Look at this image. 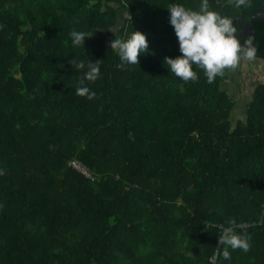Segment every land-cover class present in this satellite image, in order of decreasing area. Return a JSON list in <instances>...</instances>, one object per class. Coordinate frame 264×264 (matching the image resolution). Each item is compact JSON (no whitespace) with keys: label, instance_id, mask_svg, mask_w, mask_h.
<instances>
[{"label":"trees","instance_id":"1","mask_svg":"<svg viewBox=\"0 0 264 264\" xmlns=\"http://www.w3.org/2000/svg\"><path fill=\"white\" fill-rule=\"evenodd\" d=\"M200 3L0 0V264H264V87L233 123L225 72L209 84L193 64L185 82L164 64L182 55L169 5ZM209 4L264 64L261 0ZM73 29L93 36L74 46ZM135 31L148 50L121 70L110 43ZM72 59L102 62L94 99ZM229 220L251 248L225 260Z\"/></svg>","mask_w":264,"mask_h":264},{"label":"clouds","instance_id":"2","mask_svg":"<svg viewBox=\"0 0 264 264\" xmlns=\"http://www.w3.org/2000/svg\"><path fill=\"white\" fill-rule=\"evenodd\" d=\"M237 7L245 6L248 0H230ZM170 25L174 29L179 44L181 56L172 59L165 57L164 64L176 77L183 81H197L198 76L193 71V64L204 70L209 84L214 83L217 76H223L226 69L235 71L242 59L248 61L257 57V47L252 37L244 40L243 46L237 38V28L230 18L221 16L218 12L210 10L209 0H201L199 10L186 9L181 4H170ZM126 17L131 22V16L126 12ZM74 46H83L86 38H91L93 33L77 31L70 33ZM110 48L117 52L121 63L117 66L121 70L126 65H138V57L148 50L145 34L139 31L132 32L127 40L114 38ZM69 63L76 70L83 71V76L78 78L76 95L92 100L96 97L86 82H95L100 77L101 61H77L72 59ZM86 69V70H85ZM3 174V173H0ZM228 227H223L218 244L224 245L222 254L225 260L231 259L229 248L240 249L247 253L251 248V237L247 233L238 234L235 220L228 221Z\"/></svg>","mask_w":264,"mask_h":264},{"label":"crops","instance_id":"3","mask_svg":"<svg viewBox=\"0 0 264 264\" xmlns=\"http://www.w3.org/2000/svg\"><path fill=\"white\" fill-rule=\"evenodd\" d=\"M257 75L262 74H260L259 72L254 73V71H252V67H249V69H246L243 72L239 69L238 76L232 78L228 77L224 81L223 85L225 88L223 90H225L226 94L234 102L232 108V118L234 120L232 121L233 123L240 119L237 115L238 111L243 112L244 115L245 103L249 100L250 92L253 86L257 83Z\"/></svg>","mask_w":264,"mask_h":264},{"label":"rangeland","instance_id":"4","mask_svg":"<svg viewBox=\"0 0 264 264\" xmlns=\"http://www.w3.org/2000/svg\"><path fill=\"white\" fill-rule=\"evenodd\" d=\"M120 11H118V16H117V24L120 23ZM249 67H252V71H254V73H257L259 72L260 74H262L264 76V64L263 62L260 60V59H255V60H252V61H248L246 59H242L239 66L236 68L235 71H232V70H229V69H226L225 70V73L227 75V78H232V77H236L238 76L239 74V69L243 72L244 70L246 69H249ZM231 81V80H230ZM238 83V81H237ZM226 86V85H225ZM222 88L224 89V85L222 84ZM237 115H238V118H240L239 120H241V118H243V112H237ZM237 118V117H236ZM232 121L233 118H232Z\"/></svg>","mask_w":264,"mask_h":264},{"label":"built area","instance_id":"5","mask_svg":"<svg viewBox=\"0 0 264 264\" xmlns=\"http://www.w3.org/2000/svg\"><path fill=\"white\" fill-rule=\"evenodd\" d=\"M256 82L259 85L264 87V76L257 75ZM68 165L71 166L75 171L79 172L85 178H89L90 180L92 179L87 169L83 165H81L79 162L73 160V161L68 162Z\"/></svg>","mask_w":264,"mask_h":264},{"label":"water","instance_id":"6","mask_svg":"<svg viewBox=\"0 0 264 264\" xmlns=\"http://www.w3.org/2000/svg\"><path fill=\"white\" fill-rule=\"evenodd\" d=\"M261 9L257 14L253 16L254 19H263L264 18V0H261Z\"/></svg>","mask_w":264,"mask_h":264}]
</instances>
